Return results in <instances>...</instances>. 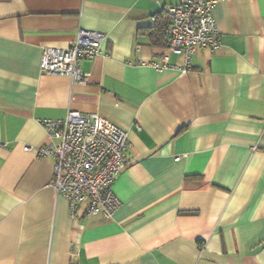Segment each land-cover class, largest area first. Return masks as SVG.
Listing matches in <instances>:
<instances>
[{
	"label": "crops",
	"instance_id": "1",
	"mask_svg": "<svg viewBox=\"0 0 264 264\" xmlns=\"http://www.w3.org/2000/svg\"><path fill=\"white\" fill-rule=\"evenodd\" d=\"M180 1L0 0V264H264V0H218L221 47L187 71L163 13ZM79 27L105 35L86 80L43 73ZM68 109L127 131L110 218L71 217L37 153Z\"/></svg>",
	"mask_w": 264,
	"mask_h": 264
},
{
	"label": "built area",
	"instance_id": "2",
	"mask_svg": "<svg viewBox=\"0 0 264 264\" xmlns=\"http://www.w3.org/2000/svg\"><path fill=\"white\" fill-rule=\"evenodd\" d=\"M218 0H181L163 12L169 21L168 50L182 53V71L191 69V56L196 48L216 51L221 47L219 31L213 15ZM155 17L152 18V23ZM103 32L79 27L72 43L65 48L44 47L39 66L43 73L69 77L84 82L80 69L82 59L101 53ZM153 63L156 69L167 67ZM39 123L50 142L37 148L38 155L52 159L50 185L67 199L70 216L77 217L84 206V215L101 214L110 218L121 205L113 185L127 165V131L96 114L68 109L61 118H43ZM30 150V146L25 147Z\"/></svg>",
	"mask_w": 264,
	"mask_h": 264
},
{
	"label": "trees",
	"instance_id": "3",
	"mask_svg": "<svg viewBox=\"0 0 264 264\" xmlns=\"http://www.w3.org/2000/svg\"><path fill=\"white\" fill-rule=\"evenodd\" d=\"M164 13V12H163ZM164 17L166 18L165 14H164Z\"/></svg>",
	"mask_w": 264,
	"mask_h": 264
}]
</instances>
